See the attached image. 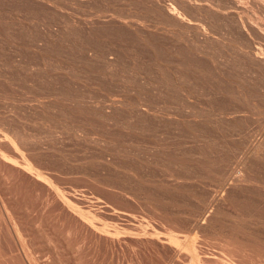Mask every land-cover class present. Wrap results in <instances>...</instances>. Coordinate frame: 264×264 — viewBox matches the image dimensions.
I'll use <instances>...</instances> for the list:
<instances>
[{
	"label": "rangeland",
	"instance_id": "rangeland-1",
	"mask_svg": "<svg viewBox=\"0 0 264 264\" xmlns=\"http://www.w3.org/2000/svg\"><path fill=\"white\" fill-rule=\"evenodd\" d=\"M209 1L0 0V264H264V0Z\"/></svg>",
	"mask_w": 264,
	"mask_h": 264
},
{
	"label": "bare ground",
	"instance_id": "bare-ground-1",
	"mask_svg": "<svg viewBox=\"0 0 264 264\" xmlns=\"http://www.w3.org/2000/svg\"><path fill=\"white\" fill-rule=\"evenodd\" d=\"M205 1H206V0H205ZM208 1H209V0H208ZM218 1H219V0H218ZM209 2H210V1H209ZM221 2H222V1H221ZM230 4H231V3H230ZM233 4H234V3H233ZM196 5H197V4H196ZM238 5H239V4H238ZM227 6H228V5H227ZM234 6H235V5H234ZM225 7H226V6H225ZM228 7H229V6H228ZM230 7H231V6H230ZM232 8H233V5H232ZM232 8H231V9H232ZM237 8H238V6H237ZM173 9H174V8H173ZM173 9H172V10H173ZM222 9H223V8H222ZM225 9H226V8H224V10H225ZM229 9H230V8H229ZM234 9H235V8H234ZM258 9H259V8H258ZM232 10H233V9H232ZM232 10H231V11H232ZM241 10H242V9H241ZM161 11H162V10H161ZM225 11H228V9L225 10ZM174 12H175V11H174ZM171 13H173V11H172ZM226 13H227V12H226ZM230 13H232V12H230ZM230 13H228L227 15H230ZM233 14H234V13H233ZM240 14H241V13H240ZM240 14H239V15H240ZM239 15H238V16H239ZM225 16H226V15H225ZM232 16H233V15H232ZM235 16H237V15H235ZM251 16H252V15H251ZM220 17H221V16H220ZM240 17H241V16H240ZM230 18H231V17H230ZM227 19H228V17H227ZM241 19H242V17H241ZM243 19H244V18H243ZM234 20H235V19H234ZM254 20H255V19H254ZM230 21H231V20H230ZM238 21H239V20H238ZM240 22H243V21H240ZM244 23H245V22H244ZM242 24H243V23H242ZM243 25H244V24H243ZM252 25H253V24H252ZM252 25H251V26H252ZM244 26H245V25H244ZM244 26H243V27H244ZM239 27H240V25H239ZM252 27H253V26H252ZM241 29H242V28H241ZM246 29H248V27H246L244 30H246ZM251 29H252V28H251ZM247 32H248V31H247ZM253 32H254V31H253ZM253 40H254V39H253ZM258 40H259V39H258ZM254 46H255V45H254ZM260 58H261V57H260ZM263 60H264V59H263ZM108 61H109V60H108ZM262 62H263V61H262ZM258 65H259V64H258ZM245 66H246V65H245ZM219 84H220V83H219ZM215 85H216V84H215ZM193 112H194V111H193ZM235 113H236V112H235ZM235 113H234V114H235ZM237 113H238V112H237ZM217 115H218V114H217ZM253 128H254V127H253ZM239 142H240V141H239ZM240 144H241V143H240ZM257 148H258V147H257ZM255 150H256V149H255ZM252 154H253V153H252ZM257 158H258V157H257ZM220 264H221V263H220Z\"/></svg>",
	"mask_w": 264,
	"mask_h": 264
}]
</instances>
